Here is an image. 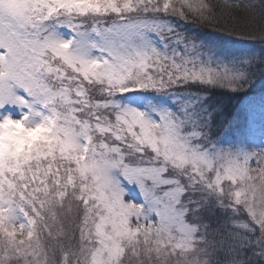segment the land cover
Returning <instances> with one entry per match:
<instances>
[{"label":"snow or ice","instance_id":"1","mask_svg":"<svg viewBox=\"0 0 264 264\" xmlns=\"http://www.w3.org/2000/svg\"><path fill=\"white\" fill-rule=\"evenodd\" d=\"M260 82L264 0H0V264H264Z\"/></svg>","mask_w":264,"mask_h":264},{"label":"trees","instance_id":"2","mask_svg":"<svg viewBox=\"0 0 264 264\" xmlns=\"http://www.w3.org/2000/svg\"><path fill=\"white\" fill-rule=\"evenodd\" d=\"M253 2H255V0H253ZM187 30L191 34L196 35V36L211 37V36L216 35V33L213 32L212 29L210 28L204 29L202 27H199L191 23L187 25ZM263 90H264V85H260L258 83L256 88L252 90L251 92H249L248 95H251V94L255 95V94L263 92ZM242 97L243 96H236V95L229 94L223 91H216L212 94L211 103L220 105L226 110H232L239 105V103L242 101L241 100Z\"/></svg>","mask_w":264,"mask_h":264},{"label":"rangeland","instance_id":"3","mask_svg":"<svg viewBox=\"0 0 264 264\" xmlns=\"http://www.w3.org/2000/svg\"><path fill=\"white\" fill-rule=\"evenodd\" d=\"M263 83H264V82H260L259 84L262 85ZM263 85H264V84H263ZM261 95H264V90H263V92L258 93V94H255V95H252V94H251V95H248V98L257 101V103H258L259 98H260ZM252 96H253V97H252ZM241 100H242L243 102H247L244 96L241 98ZM242 101H241V102H242ZM241 102L239 103V105L241 104ZM256 143H257V144L259 143L258 133H257Z\"/></svg>","mask_w":264,"mask_h":264}]
</instances>
